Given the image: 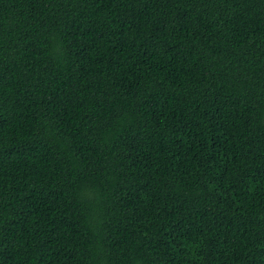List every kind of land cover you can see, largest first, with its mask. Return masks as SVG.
I'll use <instances>...</instances> for the list:
<instances>
[{
    "label": "trees",
    "instance_id": "1",
    "mask_svg": "<svg viewBox=\"0 0 264 264\" xmlns=\"http://www.w3.org/2000/svg\"><path fill=\"white\" fill-rule=\"evenodd\" d=\"M0 264H264V0H0Z\"/></svg>",
    "mask_w": 264,
    "mask_h": 264
}]
</instances>
